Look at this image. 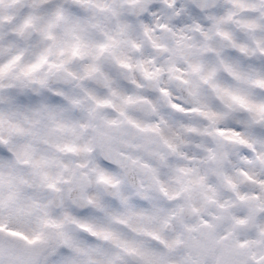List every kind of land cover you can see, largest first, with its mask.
Returning a JSON list of instances; mask_svg holds the SVG:
<instances>
[{
  "label": "clouds",
  "instance_id": "9594fccd",
  "mask_svg": "<svg viewBox=\"0 0 264 264\" xmlns=\"http://www.w3.org/2000/svg\"><path fill=\"white\" fill-rule=\"evenodd\" d=\"M0 264H264V0H0Z\"/></svg>",
  "mask_w": 264,
  "mask_h": 264
}]
</instances>
